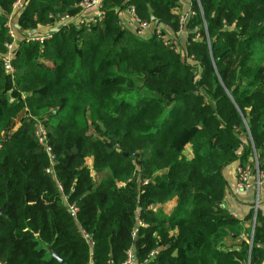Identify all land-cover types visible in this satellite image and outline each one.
<instances>
[{"label":"trees","instance_id":"trees-1","mask_svg":"<svg viewBox=\"0 0 264 264\" xmlns=\"http://www.w3.org/2000/svg\"><path fill=\"white\" fill-rule=\"evenodd\" d=\"M126 1L20 42L13 78L0 61V263L124 264L132 246L135 264H264L260 211L250 235L222 206L227 166H264V0H189L182 53L117 14L132 5L176 33L180 0ZM13 2L0 0V56ZM75 3L29 0L19 30Z\"/></svg>","mask_w":264,"mask_h":264},{"label":"built area","instance_id":"built-area-1","mask_svg":"<svg viewBox=\"0 0 264 264\" xmlns=\"http://www.w3.org/2000/svg\"><path fill=\"white\" fill-rule=\"evenodd\" d=\"M103 1L104 0H76V3L71 7L75 9L73 12H66L65 14H58L55 17H51L50 22L45 24L38 29L31 31L21 32L18 27V19L23 13L26 5L29 0H14L12 4V9L10 14L7 17L6 28L9 37V42L5 44V53L0 56V61L2 63L3 70L6 75L13 78L14 68L12 66L13 61L16 59L18 52V45L20 42L28 43H38L43 44L45 41L50 40L56 33L60 32L66 28H81V27H89L99 23V21L103 17ZM129 1V0H128ZM121 10L124 11L126 15V20L120 18ZM119 16V22L123 28L128 30L132 35L139 39L146 40L148 37H152L156 35L157 37H161L164 41V45L170 47L175 53H182L184 51L181 49L178 50V47L175 46L176 35L177 33H182V26L186 24L188 18L192 16L191 9L188 10L186 14L180 15V29L178 32L174 34L172 45L167 42L164 36L159 33V24L156 20L151 19L150 21L142 20L135 12L134 6L127 5L123 9L121 8L117 12ZM156 25V26H155ZM153 26V30L151 34L147 37V31L151 29ZM165 27V26H164ZM164 27L162 29H164ZM166 29V28H165ZM17 31V32H16ZM19 42V43H17ZM40 142L42 141L43 135L40 134ZM49 148H47V151ZM52 158V157H51ZM49 172V169L46 170ZM254 176L255 186L258 190L261 181L264 180V166L262 168L259 167L256 157L254 156V166L252 173L248 168H236V176H237V185L241 189H249L251 184L249 182L250 175ZM72 213L75 212V209L70 207ZM259 210V200L258 196L253 204V222L251 225V235L254 227V218L256 216L257 211ZM133 255L129 254L126 262L124 264H132ZM1 264V263H0Z\"/></svg>","mask_w":264,"mask_h":264},{"label":"crops","instance_id":"crops-1","mask_svg":"<svg viewBox=\"0 0 264 264\" xmlns=\"http://www.w3.org/2000/svg\"><path fill=\"white\" fill-rule=\"evenodd\" d=\"M180 3L182 8V14H186L188 10H190L189 0H180ZM122 19H125V17H122ZM166 31L169 32L173 37H175L169 28H166ZM182 34L183 31L182 33H177L176 37L184 38L185 43L186 37H184V35ZM182 47L184 48V45H182ZM238 164L239 161H235L229 166H227L222 172L223 178L227 183V190L225 192L222 206L231 214V216L235 220L240 223L244 230H249L251 235L250 223L245 221V217L247 214H249L250 210L252 209L257 196L259 200V211L260 214L264 217V180L261 181L257 190L254 182V176L251 174L249 178L251 187L249 189L239 188L237 185V176L235 173V169ZM250 166L251 165L248 164L246 168L251 170Z\"/></svg>","mask_w":264,"mask_h":264},{"label":"rangeland","instance_id":"rangeland-1","mask_svg":"<svg viewBox=\"0 0 264 264\" xmlns=\"http://www.w3.org/2000/svg\"><path fill=\"white\" fill-rule=\"evenodd\" d=\"M126 0H123V6L126 4ZM103 14H104V11H103ZM179 14L181 15L182 14V8H181V3H180V11H179ZM122 17H125V20L127 19L126 18V15H125V13H124V11L123 10H121V17L120 18H122ZM156 26V25H155ZM164 27V25H159V28H156V29H158L159 30V33H161L162 34V36H164L163 38H165L166 40H167V42L168 43H170L171 45H172V42H173V36L169 33V32H167L166 31V29L165 28H167V27H164V29H162ZM182 31H183V34L182 35H184V37H187V35H188V33H187V31L185 30V24L182 26ZM152 31H154L153 30V26H151V29L149 30V31H147V35H146V37L145 38H147L150 34H151V32ZM192 31H196V29H193ZM17 32V31H16ZM148 38H150V37H148ZM195 38H197V36H195ZM186 41V40H185ZM17 43H19V42H17ZM186 43V42H185ZM185 43H184V38H181V37H176V41H175V46H177L178 47V50L180 51L181 49L183 50V47H182V45H184V47H185ZM164 45V44H163ZM169 48V47H168ZM48 64V63H47ZM188 64L189 65H191V66H193V65H196L195 63H193L191 60H188ZM196 70H198V71H200V67L198 66V65H196ZM24 95H20V97L22 98ZM11 100L13 99V98H10ZM18 127V126H17ZM36 130H37V132L38 133H40V134H42L43 136H44V134H45V128L42 126V125H40V124H38L37 125V127H36ZM251 171V173H252V170H250ZM62 202L64 203H67L66 202V197L65 196H62ZM71 211V210H70ZM136 216H137V219H136V224H139V221H138V212H137V214H136ZM81 234H82V236L85 238V240L92 246V241H91V238L88 236V234L87 233H85L84 231H82L81 230ZM133 247L131 246V248H129V250H128V256H129V254L131 255V257H132V255H133ZM134 256H133V258H132V261H133V263L132 264H135V262H134ZM126 262V261H125ZM124 262V263H125Z\"/></svg>","mask_w":264,"mask_h":264},{"label":"water","instance_id":"water-1","mask_svg":"<svg viewBox=\"0 0 264 264\" xmlns=\"http://www.w3.org/2000/svg\"><path fill=\"white\" fill-rule=\"evenodd\" d=\"M124 156H126L125 154H124ZM2 211H3V209H1L0 210V215H1V213H2ZM260 248H262V246L260 245L259 246ZM55 259H57L58 260V262H60L61 263V260H59L55 255L53 256Z\"/></svg>","mask_w":264,"mask_h":264}]
</instances>
